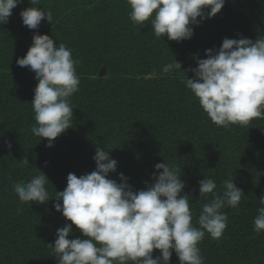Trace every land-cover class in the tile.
I'll list each match as a JSON object with an SVG mask.
<instances>
[{"label": "trees", "instance_id": "16d2710c", "mask_svg": "<svg viewBox=\"0 0 264 264\" xmlns=\"http://www.w3.org/2000/svg\"><path fill=\"white\" fill-rule=\"evenodd\" d=\"M34 6L51 11L52 24L45 19L38 30L23 24L20 13L32 7L29 0L0 24V264H57L48 244L54 245L56 230L70 222L55 210V200L21 204L12 184L41 170L55 198L69 173L95 170L98 146L112 149L118 162L110 178L120 182L123 173L136 190L152 182L155 164L179 166L194 224L207 202L199 199L198 182L213 178L222 191V182L234 179L245 193L239 209L223 210L228 226L220 239L205 235L201 254L205 264H264V232L253 230L258 199L264 197V119L246 127H218L183 83L187 74L194 78L183 70L197 66L195 57L206 58L205 51L218 49L225 38H264V0H226L220 13L195 26L193 37L182 42L157 39L150 21L133 24L126 0H39ZM37 31L65 44L79 61L72 128L51 148L31 131L35 73L16 63ZM175 60L183 70L164 73ZM77 237L73 225L69 238ZM171 264H179L175 253Z\"/></svg>", "mask_w": 264, "mask_h": 264}, {"label": "clouds", "instance_id": "9594fccd", "mask_svg": "<svg viewBox=\"0 0 264 264\" xmlns=\"http://www.w3.org/2000/svg\"><path fill=\"white\" fill-rule=\"evenodd\" d=\"M32 7L20 13L29 29L38 30L45 19L52 24V13L36 7L39 0H29ZM23 0H0V24L9 22L13 9ZM129 19L135 25L150 21L157 39L190 40L194 27L214 18L226 0H126ZM206 58L195 57L196 67L182 69L175 60L164 73L182 69L194 78L183 83L198 100L200 107L218 127H246L253 119H264V38L255 41L241 36L225 38L218 49H207ZM16 63L28 67L38 81L31 101L35 124L31 131L47 139V147L72 128L74 108L71 97L79 91V61L65 44H54L48 34L37 33L26 55ZM11 149L12 144L7 142ZM112 150V149H111ZM110 149L97 147L93 157L96 168L77 176L69 173L67 186L50 198L49 178L39 170L27 181H14L12 189L21 204H45L55 200V210L70 223L56 230L52 248L57 264H171L173 253L179 264H205L199 247L205 235L220 239L228 226L225 208L239 209L242 189L229 177L217 191L213 178L199 183L201 205L193 223V212L185 193L182 169L166 162L155 164L152 182L136 190L123 174L119 181L110 178L118 162ZM25 164L29 161L25 160ZM62 201V203H61ZM253 220V230L264 232V197ZM73 225L80 237L70 239ZM158 250L159 255L153 256Z\"/></svg>", "mask_w": 264, "mask_h": 264}]
</instances>
